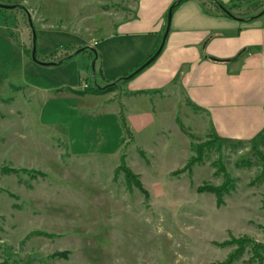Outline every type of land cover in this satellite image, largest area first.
Returning <instances> with one entry per match:
<instances>
[{
  "label": "rangeland",
  "instance_id": "obj_1",
  "mask_svg": "<svg viewBox=\"0 0 264 264\" xmlns=\"http://www.w3.org/2000/svg\"><path fill=\"white\" fill-rule=\"evenodd\" d=\"M219 1L247 23L264 8V0ZM0 3L17 6L0 7V264H211L222 262L232 250L221 246L229 238L264 241V133L243 141L215 136L205 111L177 85L160 91V97L152 91L139 97L141 104L146 97L156 101L160 115L130 138L121 130L120 137L126 136L122 148L112 118L109 132L81 134L77 117L95 122L92 109L104 105V99L124 110L126 81H116L107 93L80 95L70 87L52 88L75 84V90H87L115 83L100 78L101 58L118 57V65H128L127 58L150 45L143 35H153L155 43L167 21L160 29L156 13L161 0ZM19 5L32 19L39 61L56 64L82 49L81 44L99 42L94 46L95 82L88 50L65 58L58 67L17 65L20 51L32 60L28 14ZM202 5L219 12L209 0ZM257 19L264 22V13L251 21ZM42 39L51 49L45 56ZM58 91L102 97L97 102L93 97L70 101L54 96ZM106 113L110 117L112 110ZM205 143L201 151L192 147ZM76 150L90 155H72ZM122 155L147 199L117 170ZM191 157L192 166L177 172ZM221 167L233 186L219 206L211 191L197 188L219 186ZM246 251L233 264H252Z\"/></svg>",
  "mask_w": 264,
  "mask_h": 264
},
{
  "label": "crops",
  "instance_id": "obj_2",
  "mask_svg": "<svg viewBox=\"0 0 264 264\" xmlns=\"http://www.w3.org/2000/svg\"><path fill=\"white\" fill-rule=\"evenodd\" d=\"M174 1L161 0L156 13V20L161 23L160 29L165 25L168 5H172ZM170 20L171 24L161 52L147 67L135 73L133 79L125 82L129 99L124 96L121 99L124 110L104 99V105L97 104L92 109L95 122L91 123L85 116L78 115L77 126L81 125L79 133L89 134L91 131L97 134L100 130L103 133L109 132L114 124L116 137H120L121 130L124 132L120 112L124 114L131 133L150 128L152 121L158 118L160 112L156 101L146 97L147 102L141 104L139 97L145 98L149 91L160 97L162 95L160 91L177 85L182 88L188 100L201 111H205L215 136L226 140L243 141L254 139L260 133H264V22L257 19L247 23L239 17L224 16L219 12L206 13L202 0L183 1L173 9ZM163 35L161 31L157 32L155 43L152 40L153 35H143L149 39L150 45L144 48L141 54L138 53L131 59L127 58L130 61L128 65H122L121 61L118 65L116 60L118 57L101 58L100 78L107 81L117 80L129 70L132 71L147 61L157 50L156 46L159 43L156 42L160 41ZM130 37V40L134 39L133 36ZM95 43L96 41H88L81 45L94 49ZM41 44V54L45 56L50 53L51 49L46 45L45 39H42ZM99 54L101 56V52ZM105 56L107 55L104 53ZM17 65L31 70L40 66L32 60H26L21 51L18 53ZM43 66L58 67L62 64ZM95 78L93 76V80ZM64 86L77 89L75 84L55 85L52 88L57 90ZM58 92L60 93L54 96L64 95L69 99L80 97L79 99L84 102L85 99L93 98L97 102V99L102 97L83 98L66 91ZM73 99L76 98H71L70 101ZM129 102L132 104L129 105ZM160 103L163 106L165 101L160 100ZM109 109L112 110L110 117V114L106 113L110 111ZM111 118L114 120L113 124L109 122ZM107 136L110 141L111 134L107 133ZM125 141L126 136L125 139L120 137L119 147L123 148ZM80 144L81 141L78 147H81ZM72 155L90 154L88 151L76 150Z\"/></svg>",
  "mask_w": 264,
  "mask_h": 264
},
{
  "label": "trees",
  "instance_id": "obj_3",
  "mask_svg": "<svg viewBox=\"0 0 264 264\" xmlns=\"http://www.w3.org/2000/svg\"><path fill=\"white\" fill-rule=\"evenodd\" d=\"M183 1H185V0H175L171 6H173V9H175L177 7V5H179ZM209 2H211L215 7H217L219 13H221L224 16L225 15L228 16V14L226 12H224L222 9H220L219 4H222V3L219 0H216V1L209 0ZM222 5L224 6V4H222ZM15 7H17V6L15 5ZM204 12L209 13V10L204 8ZM255 15L256 14L251 15V17L246 19V21L251 22L252 19H255L256 17H258ZM83 50L90 51L91 57L93 59L95 58V61L97 60V57H98L97 53H96V57H95V52L92 49H88L87 46H83L81 51H83ZM73 55H75V54H70L69 58L73 57ZM36 57H37V53H36ZM64 61H66L65 58H63L60 61V63H63ZM126 75H128V73H126L124 76H126ZM134 76H132V77H134ZM132 77H130V78H132ZM130 78H125L122 76V78H119L116 81L117 82H122V81L125 82V81L129 80ZM116 81H115V83H109V84L105 85L104 87H100L99 85L94 84V86H93L94 88L87 89V90H85V89L75 90V89H71V88H68L67 90H69L72 93H77L80 95H83L85 93H93V92L107 93V92H110L116 88L115 87L117 84ZM194 106H196V105H194ZM196 108L198 109V107H196ZM119 114H120L121 125L124 128V132H125L126 136L130 138L131 131H130V128L127 126L125 116H124V114H122V112H120ZM206 145L207 144L205 143L204 145L192 146V147L197 152V151H201V149H203L204 146H206ZM124 158L125 157L122 155L121 159H120V163L117 166L118 167L117 170H119L123 173L124 179L127 181L128 184L135 186L137 188V190L139 192H142L144 197L147 199L148 193L145 192V190L143 189L142 183H141V181H139L138 176L136 174L132 173V171L129 169L128 166H125ZM193 161H194V159L191 157L190 160L187 161L186 165L183 166V168H180L177 172H179L183 169L187 170L188 168H190L192 166ZM222 169H223L222 175L224 176V179L219 186L206 185L205 187L201 186V187L197 188V190H199L200 192L206 191V190L211 191L215 195L216 202L219 206L224 204V202L222 200L223 196L225 193H228L232 189V186H233V179L227 174V172L225 171L224 168H222ZM15 172H17V171H15ZM224 244L232 246V250L228 253L226 258L222 260V262L211 263V264H233L235 262V260L239 259L246 250H247L246 252L249 251V253H251V256L247 260L248 263H252V264H263L264 263V241L263 242H256V241L250 239L249 237L248 238L247 237H241V238L240 237H238V238L234 237V238H229L228 240L222 242L221 246Z\"/></svg>",
  "mask_w": 264,
  "mask_h": 264
},
{
  "label": "water",
  "instance_id": "obj_4",
  "mask_svg": "<svg viewBox=\"0 0 264 264\" xmlns=\"http://www.w3.org/2000/svg\"><path fill=\"white\" fill-rule=\"evenodd\" d=\"M214 1H216V0H214ZM218 3V2H217ZM219 4V3H218ZM22 9H24L25 10V13H27L26 11H27V9L24 7V6H22V5H19ZM0 7L1 8H13V7H15V5H5V4H1L0 3ZM219 7H220V9H222L224 12H226L229 16H231V17H233L232 16V14L229 12V10L226 8V7H224L222 4H219ZM172 11H173V6H170V9L168 10V12H167V16H166V27H165V31H164V35H163V37H162V40H161V42H160V45L158 46L159 48L150 56V57H148V59H147V61H145L144 63H142L141 65H139L138 67H136L135 68V70L132 72V73H130V74H128V75H126V76H123V77H125V78H130V77H132V76H134L135 75V73H137L138 71H140V70H142V69H144L145 67H147L148 66V64H150L154 59H155V57L161 52V50H162V48H163V43H164V40H165V38H166V36H167V32H168V30H169V27H170V24H171V16H172ZM264 13V8L258 13V14H256L255 16H260V15H262ZM28 14V13H27ZM235 18V17H234ZM28 22H29V24H28V26H30V28H31V33H32V48H31V59L34 61V62H36V63H38V64H40V65H54L55 64V62H45V61H39L38 59H37V57H36V51H37V43H36V31H35V28H34V26H32V19H31V17H30V15L28 14ZM82 49L81 48H79V49H76V51H75V53L74 54H76V53H78V52H80ZM94 52H95V50L94 49H92ZM70 56L68 55V56H66L65 58H69ZM95 57H96V52H95ZM57 63H60V61L59 62H57ZM92 71H93V75L92 76H94V78H95V72H94V63H95V58H94V60H92ZM96 79V78H95ZM95 79H94V82H95ZM116 81V80H115Z\"/></svg>",
  "mask_w": 264,
  "mask_h": 264
}]
</instances>
